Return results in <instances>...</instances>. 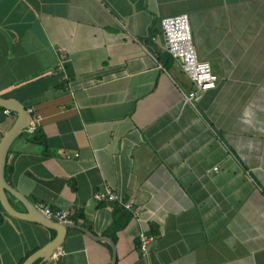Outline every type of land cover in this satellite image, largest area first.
I'll return each mask as SVG.
<instances>
[{"label":"crops","instance_id":"crops-1","mask_svg":"<svg viewBox=\"0 0 264 264\" xmlns=\"http://www.w3.org/2000/svg\"><path fill=\"white\" fill-rule=\"evenodd\" d=\"M179 13L217 78L190 102L159 28ZM0 96L31 115L3 175L76 226L31 264H264V0H0ZM54 235L0 204V264Z\"/></svg>","mask_w":264,"mask_h":264},{"label":"built area","instance_id":"built-area-1","mask_svg":"<svg viewBox=\"0 0 264 264\" xmlns=\"http://www.w3.org/2000/svg\"><path fill=\"white\" fill-rule=\"evenodd\" d=\"M160 33L164 41L166 51L174 58L181 70L190 80L193 89L184 94V99L190 102L202 90L211 89L215 86L216 76L212 73L209 64L206 61L196 59L195 50L192 44L188 17L186 13H179L169 16H163L159 19ZM59 56L56 62V73L65 80L61 57L64 56L61 48L57 49ZM2 116L10 115V110L3 108ZM26 128V127H25ZM28 129V127H27ZM33 127H29L31 131ZM93 197L97 200L108 199L116 201L117 195L106 189L105 192H95ZM120 204L135 215L138 206H134L131 200L120 202ZM34 207L44 216L58 222L68 223L69 213L66 210L48 207L42 203H36ZM153 236L140 232L137 235V244L140 252L145 253L147 246L153 241ZM59 250L53 253L56 258Z\"/></svg>","mask_w":264,"mask_h":264},{"label":"water","instance_id":"water-1","mask_svg":"<svg viewBox=\"0 0 264 264\" xmlns=\"http://www.w3.org/2000/svg\"><path fill=\"white\" fill-rule=\"evenodd\" d=\"M0 107L7 108L15 113V118L12 124L0 138V204L3 210L13 217L27 221H33L55 231V235L50 241L30 253L20 263L31 264L38 258L45 260L49 256L52 249H54L55 251L58 248V245L63 237L66 228L76 226L69 225L68 223L54 221L44 216L33 206L32 203L27 200L26 197L18 193L10 184L6 182L3 175V170L8 147L13 138L16 137V135L26 127L27 121L31 119V115L29 111L25 109L23 105L14 98L0 96ZM9 195L13 196L22 203L24 211H19L12 207L7 199ZM82 230L91 235L85 229Z\"/></svg>","mask_w":264,"mask_h":264},{"label":"trees","instance_id":"trees-1","mask_svg":"<svg viewBox=\"0 0 264 264\" xmlns=\"http://www.w3.org/2000/svg\"><path fill=\"white\" fill-rule=\"evenodd\" d=\"M3 97H4V96H3ZM2 109H3V108L0 107V117H2V115H1V110H2ZM32 131H33V133H32V135L30 136V140L33 141V142H42V140H40V135H39V132H38V130H37V127H35ZM4 178H5L6 182H7L8 184H10V181H9V179L7 178V176L5 175V173H4ZM30 252H31V251H30ZM30 252H28L27 254H29ZM27 254H26L25 256H27ZM25 256L21 258V260L18 262V264H20V262L25 258Z\"/></svg>","mask_w":264,"mask_h":264}]
</instances>
